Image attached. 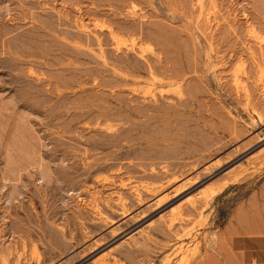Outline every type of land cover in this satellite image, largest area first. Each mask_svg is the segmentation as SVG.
Listing matches in <instances>:
<instances>
[{
    "label": "rangeland",
    "instance_id": "obj_1",
    "mask_svg": "<svg viewBox=\"0 0 264 264\" xmlns=\"http://www.w3.org/2000/svg\"><path fill=\"white\" fill-rule=\"evenodd\" d=\"M253 221L264 0H0V264H256Z\"/></svg>",
    "mask_w": 264,
    "mask_h": 264
},
{
    "label": "crops",
    "instance_id": "obj_2",
    "mask_svg": "<svg viewBox=\"0 0 264 264\" xmlns=\"http://www.w3.org/2000/svg\"><path fill=\"white\" fill-rule=\"evenodd\" d=\"M250 231L251 233L247 234L250 239L244 238L242 242H236V257H251V262L264 264V223L253 221Z\"/></svg>",
    "mask_w": 264,
    "mask_h": 264
},
{
    "label": "bare ground",
    "instance_id": "obj_3",
    "mask_svg": "<svg viewBox=\"0 0 264 264\" xmlns=\"http://www.w3.org/2000/svg\"><path fill=\"white\" fill-rule=\"evenodd\" d=\"M156 193V192H155Z\"/></svg>",
    "mask_w": 264,
    "mask_h": 264
}]
</instances>
